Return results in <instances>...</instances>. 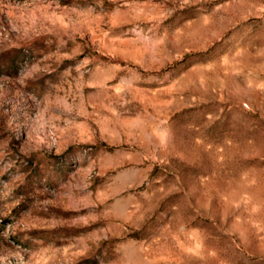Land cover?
Masks as SVG:
<instances>
[{
	"label": "rangeland",
	"instance_id": "rangeland-1",
	"mask_svg": "<svg viewBox=\"0 0 264 264\" xmlns=\"http://www.w3.org/2000/svg\"><path fill=\"white\" fill-rule=\"evenodd\" d=\"M0 264H264V0H0Z\"/></svg>",
	"mask_w": 264,
	"mask_h": 264
}]
</instances>
